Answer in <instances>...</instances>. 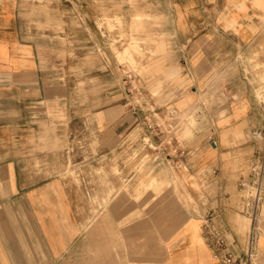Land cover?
<instances>
[{"label":"crops","instance_id":"1","mask_svg":"<svg viewBox=\"0 0 264 264\" xmlns=\"http://www.w3.org/2000/svg\"><path fill=\"white\" fill-rule=\"evenodd\" d=\"M121 1L75 0L73 30L68 0H0V264H217L207 217L226 251L249 250L241 182L264 151V108L245 90L236 55L259 38L264 0H146L140 9L150 18L139 30ZM117 17L123 31L108 27ZM121 32L157 43L160 88L140 82L159 111L205 119L181 142L204 200L170 207L171 222L146 217L122 188L131 181V139L141 134L121 69L104 57ZM227 70L236 73L224 79ZM155 230L159 243L149 237ZM255 246L264 256V227Z\"/></svg>","mask_w":264,"mask_h":264},{"label":"rangeland","instance_id":"2","mask_svg":"<svg viewBox=\"0 0 264 264\" xmlns=\"http://www.w3.org/2000/svg\"><path fill=\"white\" fill-rule=\"evenodd\" d=\"M121 2L124 3V0ZM142 2H146V0H127V3L135 11L133 13V16H136L133 22V29L139 30L141 28L139 27V23L144 21V19L148 20L150 18L140 9ZM68 3L69 8L71 10L73 9L71 14L72 20L68 25L74 30L79 24L74 18L75 0H68ZM118 5L116 7L117 12L120 10ZM107 24L109 29L112 30L123 31L124 29V23L118 17L115 22H108ZM123 35L124 33L121 32L120 37L109 39L108 45L111 47V53L107 52L104 54L105 60L108 64L117 67L122 65L137 77L144 78L150 83V90L155 93L160 88L159 83H161V80L159 81L155 77V72L153 71V65L159 56L155 39L139 37L127 38ZM104 40L107 43V39ZM75 55V53H72L68 57L74 58ZM60 57L61 55L58 56V58ZM236 60L242 67L238 72L243 74L245 82L248 84L245 90L253 95L255 100L264 108V23L261 26L259 38L251 47L250 51L245 54L236 55ZM71 72L75 71L71 70ZM235 73V70L222 71L221 76L225 79ZM116 89L117 87L110 91H115ZM235 95L237 96V93ZM133 103L138 108L145 107V111H155L158 107L155 102H147L140 98H135ZM204 120L200 119L195 112L191 114H179L177 135L179 136L180 142L193 138V131ZM261 137H264V134H261ZM131 142L133 143L131 144L130 157L126 162V167L129 169L128 174L130 173L131 175V181L128 184L123 183L122 188L133 191L134 205H139V202H141V204L147 207L146 211L149 214L145 215L146 217L151 216L150 212L154 211L152 216L158 214L159 217H162L163 221L171 222L175 214L171 213V210H169L170 207H175V211L177 209L186 210L190 206H198L204 200L203 182H201L200 177H195L183 164L179 163L174 148L171 146L167 147L166 145H157L156 142L158 141L153 139L150 134H145L141 137L137 134L131 139ZM152 143L154 145L150 148L149 145ZM66 168L68 172H71L70 170L73 168L71 162L67 164ZM114 173L121 176L124 174L118 166H116ZM258 221L260 232L261 228L264 227V209L258 217ZM167 232H171V230L164 229V234ZM150 235L156 238L158 243L161 241V236L158 231H149V237ZM256 262L257 264H264V256L258 254Z\"/></svg>","mask_w":264,"mask_h":264},{"label":"built area","instance_id":"3","mask_svg":"<svg viewBox=\"0 0 264 264\" xmlns=\"http://www.w3.org/2000/svg\"><path fill=\"white\" fill-rule=\"evenodd\" d=\"M119 68L122 74L119 80L121 83L120 88L123 89V93L126 96L127 106L139 119V134L141 136L150 134L153 139L158 141L156 142L157 145H166L174 148L176 157L179 163L182 164V143L177 135L179 113L175 110H169L163 114L158 107L155 111H145V107H136L133 103L135 98H140L147 102L152 100L145 95L140 77H137L122 65H119ZM153 145L154 143L149 145V147L152 148ZM241 187L245 192V212L252 219L253 230L249 250L243 256H237L232 252L226 251L225 241L217 234L211 217H207L204 222L205 237L214 252L217 264H257L256 257L258 253L255 246L256 233L259 230L257 221L264 209V151L257 152L253 157L250 178L243 180Z\"/></svg>","mask_w":264,"mask_h":264}]
</instances>
